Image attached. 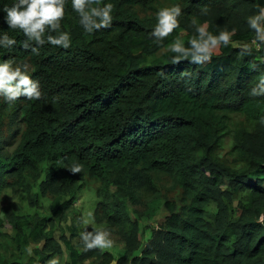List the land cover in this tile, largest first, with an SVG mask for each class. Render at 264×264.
Instances as JSON below:
<instances>
[{
	"label": "trees",
	"instance_id": "obj_1",
	"mask_svg": "<svg viewBox=\"0 0 264 264\" xmlns=\"http://www.w3.org/2000/svg\"><path fill=\"white\" fill-rule=\"evenodd\" d=\"M111 2L110 27L89 33L67 0L61 27L71 33L70 46L45 43L38 54L22 46V30L9 28L0 11V33L16 39L0 47V59L29 63L42 91L12 102L0 96L20 123L12 150L0 152V192L7 178L19 180L48 159L60 163L49 174L80 163L74 174L100 182L94 215L105 218L101 228L112 240L108 248H85L82 239L72 241L73 231L60 242L47 222L3 206L12 232L0 214V264H53L63 247L64 264H264V94L250 91L264 76V42L247 25L264 0ZM11 3L0 0V9ZM172 3L182 8L180 23L157 44L150 36L156 12ZM193 16L213 33L235 28L230 43L201 64L173 62L169 49L142 62L175 38L187 43ZM228 133L227 161L218 150ZM155 174L171 180L179 203L162 198L167 214L157 241L139 252L145 226L155 222L141 196L161 197ZM55 205L61 212L66 202L56 198Z\"/></svg>",
	"mask_w": 264,
	"mask_h": 264
},
{
	"label": "clouds",
	"instance_id": "obj_2",
	"mask_svg": "<svg viewBox=\"0 0 264 264\" xmlns=\"http://www.w3.org/2000/svg\"><path fill=\"white\" fill-rule=\"evenodd\" d=\"M66 2L67 0H12L10 5L5 4L0 11L4 13V21L9 28L22 30L25 37L22 46L38 54L39 46L45 43L65 48L70 46L71 33L61 27ZM71 7L86 32L110 27L112 23L111 0L95 5L92 0H71ZM257 8L258 10L247 18V25L254 31V40L264 42V4H258ZM181 13L179 3H172L157 10L156 24L150 33L155 43L159 44L179 25ZM191 23L195 30L187 43L175 38L168 45L169 50L175 54L171 57L173 62L189 59L192 63L201 64L211 60L215 54L214 50L227 46L235 33V28L213 33L209 30L207 22H200L195 16L192 17ZM15 44V37L7 32L0 33V47L10 48ZM241 49L247 53L251 50V45L244 43ZM250 91L253 95L264 94V76ZM41 95L40 81L31 75L27 65L14 64L11 59H0V96L6 102L15 101L22 96L39 98ZM68 168L73 173L79 172L81 164L73 163ZM81 239L85 248H108L112 245L106 228L94 227L92 230H85L81 232Z\"/></svg>",
	"mask_w": 264,
	"mask_h": 264
},
{
	"label": "rangeland",
	"instance_id": "obj_3",
	"mask_svg": "<svg viewBox=\"0 0 264 264\" xmlns=\"http://www.w3.org/2000/svg\"><path fill=\"white\" fill-rule=\"evenodd\" d=\"M168 49V45L161 46L154 53L143 56L142 62H151ZM13 62L20 65L15 61ZM21 65H27V70L30 71L29 63ZM0 106H7L0 107V140L3 142L1 143L2 150L0 149V152L4 154L9 153L14 147L17 140L16 131L20 123L16 120L15 106L11 104ZM231 144V133L225 134L222 137L218 153L227 161L231 159ZM59 164L52 159H48L40 164L37 171L26 172L19 180L12 177L4 181L0 192V214L5 218L4 231L11 233L12 229L8 218L4 215L3 206H9L16 217L30 214L39 217L42 222H47V228H52L53 235L60 242H62V235L70 237L71 232L74 231L75 235L71 237L72 241L81 243V232L89 228H101L105 224V218L104 220L98 219L94 215L98 207L97 188L100 184L99 180L86 173H69V169L63 174L59 170L49 174ZM154 176L161 197H153L152 195L141 196L140 203L152 209L155 222L152 225L148 224L145 226L139 252L152 242L155 243L157 241L156 236L160 229L158 224L163 222L167 214V209L163 207L162 198H170L168 200H174L179 203L178 190H175L174 193L169 192L171 180L162 174H155ZM165 196L170 197L166 198ZM56 198L66 202V207L61 212L56 210ZM214 209L215 203L212 202L209 204L208 210L212 212ZM144 222L146 223V221ZM41 244L42 242L40 241L29 245V253L32 247L40 246ZM78 247L81 248V245ZM154 248L157 251L158 247L154 246ZM67 256V250L63 247V251L54 255L50 261L53 264H64Z\"/></svg>",
	"mask_w": 264,
	"mask_h": 264
},
{
	"label": "crops",
	"instance_id": "obj_4",
	"mask_svg": "<svg viewBox=\"0 0 264 264\" xmlns=\"http://www.w3.org/2000/svg\"><path fill=\"white\" fill-rule=\"evenodd\" d=\"M110 264H117V262L114 260V261H112Z\"/></svg>",
	"mask_w": 264,
	"mask_h": 264
}]
</instances>
